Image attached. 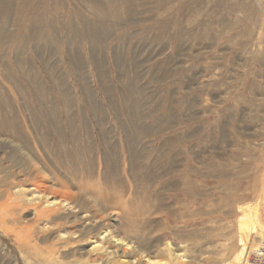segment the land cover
<instances>
[{
	"label": "rangeland",
	"instance_id": "obj_1",
	"mask_svg": "<svg viewBox=\"0 0 264 264\" xmlns=\"http://www.w3.org/2000/svg\"><path fill=\"white\" fill-rule=\"evenodd\" d=\"M4 22L0 264H244L241 236L262 245L264 0H0ZM33 161L106 214L36 219L57 199Z\"/></svg>",
	"mask_w": 264,
	"mask_h": 264
},
{
	"label": "bare ground",
	"instance_id": "obj_2",
	"mask_svg": "<svg viewBox=\"0 0 264 264\" xmlns=\"http://www.w3.org/2000/svg\"><path fill=\"white\" fill-rule=\"evenodd\" d=\"M228 5H230L229 2H228ZM128 10H129V8L124 10V11L126 12ZM129 11H131V10H129ZM4 25H5V22L0 25V28H4ZM18 150L20 151L19 148H18ZM20 153L24 157H29V155H25L22 151H20ZM33 162H34V164L32 165L33 169H34L33 174H34L35 178H37V181L33 182L35 190L41 196H47V197H49V199L50 198L57 199V202H55L54 206H46V207L40 208L37 212L38 217H36V219H38V218L49 219L52 213H58L59 212L61 201L69 203V201H71V200L76 201V203L78 204V209L81 211L85 210V208L87 206H89L91 201H92V203H93L92 205L99 211L100 217H101V215L106 214L105 209L101 208V206L98 207L96 205L97 201L94 199V197L92 195H90L88 193L87 190L81 189V186H80V188L78 186H73L74 184L71 185L72 183L67 185V183H65L63 181H58L55 177L48 175L47 173L45 174V172H44L45 170L41 167L42 165H40V167H36L37 163L35 161H33ZM48 170H50V169H48ZM72 174L73 175L75 174L74 170H72ZM72 180L70 179V181H72ZM56 203H58V204H56ZM34 208H36V207H34ZM94 214H96V212ZM244 236H247V235H244ZM244 236H241V237H243V239H244ZM243 239H239L240 243L242 244V248L240 249L238 258L241 260V262H243L245 260V263H246L249 251L247 252V249H245V245H244L245 242L243 241ZM154 263H155V261H154Z\"/></svg>",
	"mask_w": 264,
	"mask_h": 264
},
{
	"label": "built area",
	"instance_id": "obj_3",
	"mask_svg": "<svg viewBox=\"0 0 264 264\" xmlns=\"http://www.w3.org/2000/svg\"><path fill=\"white\" fill-rule=\"evenodd\" d=\"M246 264H264V242L261 246L252 249L248 254Z\"/></svg>",
	"mask_w": 264,
	"mask_h": 264
}]
</instances>
